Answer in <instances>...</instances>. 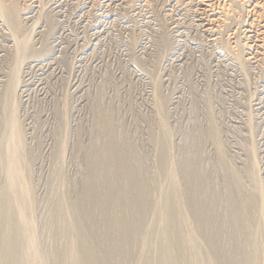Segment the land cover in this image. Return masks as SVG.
Instances as JSON below:
<instances>
[{
    "label": "rangeland",
    "instance_id": "374dc122",
    "mask_svg": "<svg viewBox=\"0 0 264 264\" xmlns=\"http://www.w3.org/2000/svg\"><path fill=\"white\" fill-rule=\"evenodd\" d=\"M200 10L202 5L183 0H38L23 13L28 30L35 23L31 44L38 51L21 66L14 101L29 155L36 222L46 212L53 187L62 189L65 182L69 192L81 190L86 152L103 106L133 135L152 167L163 136L174 157L199 135L209 180L218 184L223 178L220 144L224 159L251 187L246 167L249 149L255 147L264 190V57L242 69L235 51L220 41L245 40V23L230 20L233 27L227 24L224 36L214 42L201 25ZM8 33L0 21V187L6 180L1 157L8 127L1 98L15 51ZM157 180V188L167 185L164 172Z\"/></svg>",
    "mask_w": 264,
    "mask_h": 264
},
{
    "label": "bare ground",
    "instance_id": "6f19581e",
    "mask_svg": "<svg viewBox=\"0 0 264 264\" xmlns=\"http://www.w3.org/2000/svg\"><path fill=\"white\" fill-rule=\"evenodd\" d=\"M37 1L0 0V21L15 44L11 77L1 98L8 127L1 157L6 180L0 187V264H264V190L257 176L255 147L249 149L246 167L251 187L224 159L220 144L223 178L218 184L209 180L199 135L174 157L169 139L162 135L157 142V165L152 167L133 135L104 106L86 152L81 190L76 192L74 186L75 192H69L65 182L62 189L53 187L46 212L36 222L29 155L14 100L21 66L38 51L31 44L35 23L28 30L23 20V13ZM183 1L202 5L201 25L214 42L221 39L219 34L230 20L245 23V40L235 39L233 45L220 41L226 50L235 51V62L242 69H248L255 57H264V0ZM47 23L53 24L52 20ZM162 172L167 185L157 188Z\"/></svg>",
    "mask_w": 264,
    "mask_h": 264
}]
</instances>
